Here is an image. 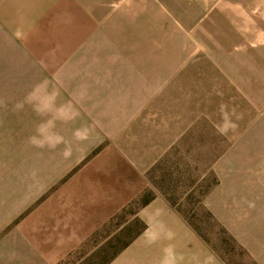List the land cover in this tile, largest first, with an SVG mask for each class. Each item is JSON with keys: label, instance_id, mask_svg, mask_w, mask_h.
Segmentation results:
<instances>
[{"label": "crops", "instance_id": "obj_1", "mask_svg": "<svg viewBox=\"0 0 264 264\" xmlns=\"http://www.w3.org/2000/svg\"><path fill=\"white\" fill-rule=\"evenodd\" d=\"M144 0H0V264H59L145 187L158 148L128 67L97 65ZM156 147V146H155ZM221 182L211 212L264 263V194ZM106 264H223L161 200ZM178 230V232H177Z\"/></svg>", "mask_w": 264, "mask_h": 264}, {"label": "rangeland", "instance_id": "obj_2", "mask_svg": "<svg viewBox=\"0 0 264 264\" xmlns=\"http://www.w3.org/2000/svg\"><path fill=\"white\" fill-rule=\"evenodd\" d=\"M142 12L112 26L105 45L120 55L95 64L135 71L126 75L143 96L145 144L160 156L143 191L59 264H106L145 227L136 210L155 200L223 264H259L207 196L230 179L264 194V0H144Z\"/></svg>", "mask_w": 264, "mask_h": 264}, {"label": "trees", "instance_id": "obj_3", "mask_svg": "<svg viewBox=\"0 0 264 264\" xmlns=\"http://www.w3.org/2000/svg\"><path fill=\"white\" fill-rule=\"evenodd\" d=\"M127 243V242H126Z\"/></svg>", "mask_w": 264, "mask_h": 264}]
</instances>
